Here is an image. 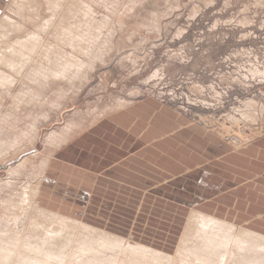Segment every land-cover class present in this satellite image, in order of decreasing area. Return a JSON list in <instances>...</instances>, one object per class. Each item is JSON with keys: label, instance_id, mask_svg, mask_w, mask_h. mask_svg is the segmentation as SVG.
Masks as SVG:
<instances>
[{"label": "rangeland", "instance_id": "1", "mask_svg": "<svg viewBox=\"0 0 264 264\" xmlns=\"http://www.w3.org/2000/svg\"><path fill=\"white\" fill-rule=\"evenodd\" d=\"M15 1L0 0V23L6 15L16 25L12 28L5 24L0 28L3 58L17 40L37 33V28L50 33L41 30L40 52L29 58L30 61L38 59L34 64L39 65V69L33 64L34 60L32 69L30 61L20 63L26 69L25 74L20 64L22 71L17 65L10 67L6 61L0 62V76L7 79L5 86L0 85V215L3 213L0 224L7 222L6 228L17 226L13 230H33L34 220L38 221L33 208L35 205L44 208L39 200L42 179L49 162L64 146L61 141L69 142L119 110L146 103L157 105L159 114L164 115L165 109L171 110L199 127L206 137L214 138L215 143L221 144L215 148V155L222 153L229 158L256 145L254 154L239 159L238 164L231 158L220 162L212 158L207 162L230 175L231 165L239 166L238 172L243 174L249 171V162H253L254 178L264 180V0H75L76 4L74 0H35L38 2L32 4L33 9L40 14L35 21H29L27 16L32 11L28 3L31 0ZM65 11L70 12L69 18L65 17H68ZM16 27L25 31H17ZM66 28L73 30L72 33ZM70 33L80 40L76 37L74 41ZM83 34H87L86 40ZM51 48H54L53 55ZM52 56L56 60L54 63ZM37 61L42 62L38 64ZM29 69L44 71V75L40 71L44 80L35 76L40 75L39 71L30 73ZM45 74H49L48 77ZM34 81L39 83L35 85ZM53 136L58 140L53 141ZM213 174L221 177L218 170ZM228 174L226 178L230 180ZM35 187L38 194L32 201L34 205L26 210L28 215L31 212L32 218L24 217V221L27 220L23 223V218L17 216L20 215L18 211L23 210L21 201H24L25 190L30 192ZM126 193L127 204L117 221L104 223L115 213L110 214L112 211L103 206L91 207L85 218L62 216L123 238L126 245L138 243L167 256L177 255L182 233L193 212L199 210L179 207L176 201L169 202L165 198H169L170 192L165 190L158 193L128 190ZM135 193L140 198L132 199ZM10 213L12 217L21 218H17L19 224L11 220L14 219L11 216L9 219ZM88 218L92 223L86 221ZM0 229L5 228L2 225Z\"/></svg>", "mask_w": 264, "mask_h": 264}, {"label": "crops", "instance_id": "2", "mask_svg": "<svg viewBox=\"0 0 264 264\" xmlns=\"http://www.w3.org/2000/svg\"><path fill=\"white\" fill-rule=\"evenodd\" d=\"M156 107L146 103L119 110L65 143L42 179L40 205L80 218L88 216L91 207H107L115 213L105 219L108 224L124 210L126 191L165 190L170 192L165 199L179 207L197 208L264 237V180L254 178L253 162L243 174L231 165L233 177L207 162L231 158L238 164L254 154L256 145L229 158L215 155L221 144L214 138L169 109L165 116L159 114ZM216 170L221 177H215ZM137 198L135 193L132 199Z\"/></svg>", "mask_w": 264, "mask_h": 264}, {"label": "bare ground", "instance_id": "3", "mask_svg": "<svg viewBox=\"0 0 264 264\" xmlns=\"http://www.w3.org/2000/svg\"><path fill=\"white\" fill-rule=\"evenodd\" d=\"M16 1L14 3H16ZM54 1L55 0H53V2ZM34 2H38V1L31 0L30 2H28L29 5L31 4L30 5V8L32 7L31 8L32 11L30 12V14L27 15L28 18H29V21H31V20L32 21H35L36 18L40 16V14L38 15V11L36 13V11L33 9L32 4ZM48 2H51V1H48ZM55 3H57V2H55ZM84 3H86V1ZM74 4H76V1H75ZM74 4H72V5H74ZM80 4H82V3H80ZM67 5H69V4H67ZM77 5H79V2H78ZM46 6H47V4H46ZM68 7H70V5ZM36 8H37V6H36ZM83 9H84V7H83ZM70 10H71V8H70ZM26 11H27V9H26ZM67 11H65V12L68 13ZM79 11H77V12H79ZM53 12H54V9H53ZM69 13H68V17L65 16L66 18H69ZM75 14H78V13L75 12ZM85 15L87 16V14H85ZM53 17H54V15H53ZM60 18H61V16H60ZM48 19L50 20L51 18H48ZM86 19H87V17H86ZM42 20L44 21V19H42ZM62 21H63V19H62ZM48 23H49V21H48ZM48 23H47L46 26H48ZM50 23H52V22L50 21ZM5 24L7 25V27H11L12 26V28H14L16 26V25H14V22L11 20V18H9L6 15L1 20L0 28L3 25H5ZM38 24H39V27H40L41 24L39 23V21H38ZM86 25H88V24H86ZM90 25H91V23H90ZM51 26H53V24ZM72 26H73V24H72ZM98 26L100 27V25H98ZM36 27H38V26H36ZM65 27H67V26H65ZM76 27L77 26H75L74 28H76ZM99 27H98L97 30H99ZM16 28H17V31H19V30L25 31L24 28H20V27H16ZM70 28H68V30H70V32L72 33L73 30L71 31ZM39 29H40V31L37 28V31H38L37 33H33V34L29 33L28 35L30 37L26 34L27 37L17 40L14 43V46L11 47V45H10V47H11L10 50H9V48L7 49V50L10 51V53L9 54H5L4 58L2 57V54L3 53L0 52V56H1L0 57V62L3 63V61H6L7 64L10 67H15L17 65L18 68H19V64L20 63H23L22 61H24V60L30 61L29 60L30 57H31V59H32V57L34 58V54L36 55L37 52H40V47H41V37H40L41 34L40 33H41V30L42 31L44 30L43 28L41 29V27ZM56 29H58V28H56ZM56 29H55V32H56ZM61 29H63V27ZM78 29L79 28H77V30ZM48 30H50V29L48 28ZM66 30H67V28H66ZM68 30H67V32H69ZM79 31H80V29H79ZM88 31L86 33L89 35ZM58 32H59V30H58ZM100 32H101V29H100ZM45 33L48 34L50 32H48V31L46 32L45 31ZM71 33H70V37H71ZM74 34H76V33H74ZM87 34H83V35H85V39L84 40H86V35ZM75 36L77 37V35H75ZM79 36H81V35H79ZM76 37H71V38L74 39ZM87 38H88V36H87ZM89 39H90V36H89ZM47 40L49 41V39H47ZM62 41L64 42V39ZM74 41H75V39H74ZM10 42H12V41H10ZM59 42H60V40H59ZM85 42H87V41H85ZM83 43H84V41H83ZM8 46H9V44H8ZM54 47H56V46H54ZM83 47H85L84 44H83ZM43 49H44V46H43ZM51 49H48V50H50L48 52H51ZM82 49H84V48H82ZM88 49L89 48H87V50ZM52 50H53L52 51L53 53L51 52L50 54L53 55L54 54V48ZM58 50H56L55 52H57ZM84 50H82V51H84ZM41 51H42V49H41ZM65 53H66V51H65ZM76 53H77V51H76ZM80 54H81V52H80ZM46 55H48V54L46 53ZM57 55H59V54H57ZM69 55H71V54H69ZM63 56L65 57V55H63ZM47 57H50V56H47ZM54 57H55V55H54ZM54 57L53 56L51 57V58L54 59V60H52L53 63H54V61L56 62V60H55ZM57 58H58V56H57ZM69 58L71 59V57H69ZM35 59H33L34 60L33 64L35 63L36 60H38V59H36V60ZM59 59H58V61H60ZM62 59H64V58H62ZM33 60L30 61L31 64H32V61ZM49 60H51V59H49ZM42 61H37V63L39 64ZM63 61H65V59ZM69 61H72V60H69ZM24 64H26V63H24ZM33 64H32V66H31L30 69H32L33 66L35 65V64L34 65ZM56 64H58V63H56ZM60 64L61 63H59V66H60ZM38 66L35 65V67H38ZM42 66H43V64H42ZM59 66H58V68H59ZM76 66L77 65L75 64V67ZM1 67H3V66H1ZM35 67H34V69H35ZM20 68H22L23 70L25 69V67L23 68L21 64H20ZM26 68H28V67H26ZM19 69L16 70L17 73L20 72ZM22 69H20V70L22 71ZM34 69H33V71L30 70L31 71L30 73L35 72L36 70L34 71ZM36 69H39V67L36 68ZM45 69H46V67H45ZM50 69H51V67H50ZM50 69H49V71H50ZM25 70H24V74L26 73ZM41 70H42V68H41ZM43 70H44V68H43ZM37 71H39V70H37ZM40 71L38 73H40ZM54 71H55V68H54ZM13 72H15V71H13ZM41 72L44 75V71H41ZM51 72H53V71H51ZM20 73H18V75ZM24 74H23V76H25ZM34 74H36V73H34ZM49 74H50V72H49ZM10 75L12 76V74H10ZM29 75L27 74V76H29ZM48 75H46V76L48 77ZM35 76H37V78L43 79V77L41 76V73H40V75L37 74ZM58 77H60V76H58ZM32 78L33 77H31V79ZM23 79L26 80V78L22 77V80ZM34 79L35 80H38L36 78H33V80ZM54 79H56V78H54ZM6 80H7L6 77H4L3 75H1L0 76V85L5 86L6 84L4 82ZM27 80H28V78H27ZM31 81H30V79L28 80L29 83H31ZM25 82H27V81H25ZM35 82L36 81H34V84H35ZM52 82H51V84L53 85ZM56 82H58V81H56ZM23 83H24V81H22V84ZM38 83H36V84H38ZM8 85L10 86L12 84H8ZM25 86H27V84ZM0 88H2V87L0 86ZM49 88H51V87H49ZM22 89H23V87H22ZM30 90H33V89L30 88ZM24 94H25V92H24ZM32 94H34V93H32ZM28 96H30V98H31V95L28 94ZM35 98H36V96H35ZM17 99H18V96H17ZM23 101L25 102V99ZM4 102L5 101H3V103ZM17 108H19V107L17 106ZM15 109H16V107H15ZM16 111H17V109H16ZM15 133H16V131H15ZM51 138L53 139V141L58 140V138L56 136H53ZM61 143L64 144L66 142H65V140H62ZM13 176H15V175H13ZM2 185H3V183H2ZM36 187L34 188L36 190H34V189L32 190L31 189L30 192H29V190H25L26 192L24 191L25 192V194H24L25 195L24 201L23 200L21 201V199H20L21 203L23 202L22 205L24 204V206L22 207L20 205V207H22L23 210H21V209L19 210L18 209L19 210L18 213H20V215H17V216L23 218V221H22L23 223L27 220L28 217H31V215H30L31 212H30V214H29L30 216H29L26 210L29 209L30 208L29 206L33 204L32 201H35L36 195L38 194V188H40L39 186H38V188H36ZM4 189H5V187H4ZM7 189L8 188H6L5 190H7ZM11 196H12V194H11ZM10 200H12V199H10ZM18 200H19V198H18ZM12 201H14V199ZM18 202H17V204H18ZM25 202L28 205L27 204L25 205ZM4 205L6 206L7 204H4ZM12 206H9L8 208H10ZM18 206L19 205H17L16 207H18ZM35 206L36 207H34L33 209H35L36 211H33V212H36L37 213V217L38 218L36 217L35 214H33V215H35L36 221L37 220L38 221L35 222V220H34V223L33 224H36V225H33L32 224V226H35L36 228L34 227L33 230H32V228L29 229V230H27V231H23V229H21L22 231L21 230H13V229H16V227H17V226L15 227L14 225H13L14 227L12 225H8V226H12V227H7L6 228L5 225L7 224V222H5V221H4L5 222L4 224H0L1 226L3 225V227L5 228V229H0V264H264V237L263 236H260L257 233H253L250 230H247V229H244V228H241V227L237 228V226L236 227L233 226L232 223H229V224H228V222L225 223L226 221H224V222L223 221H220L218 218L211 217V216H207V215H205L203 213H200V212H193V214L191 215V217H190V219H189V221H188V223H187V225L185 227V230L182 233L183 235L181 236V243H180V246H179L180 248L178 250L177 255H175V256H167V255H164V253L161 252V251H159V250H155L153 248H150V247H147L145 245L138 244V243L136 245H133V246L132 245H126V242L127 241H125V239L116 237L114 234H110V233H108L106 231H102V230H100L98 228H93V227L88 226L87 224L82 223V222H79L77 220L74 221V220H72L70 218H66V217H64V216H62V215H60L58 213H55V212H52V211H48V210H46L44 208H41L39 205L38 206L35 205ZM14 207H15V205L12 207V209L15 210V212H16V209H14ZM20 211H23V212H20ZM29 211H31V210H29ZM1 213H2V209H1ZM2 215H3V213H2ZM2 215H0V216H2ZM11 215H13V214L10 213L9 217ZM17 216L16 215H15V217H12L11 216L14 219H11V217L9 219L15 220V222L16 221L18 222L21 218H19ZM24 217H27L25 219V221H24ZM17 218L19 220H17ZM9 219H7V220L9 221ZM32 221H33V219H32ZM32 221L30 223H32ZM15 222H13V223H15ZM0 223H3V219L2 218L0 219ZM30 223H28V225ZM18 224H19V222H18ZM20 225H22V223H20ZM37 227H39V228H37ZM47 229H48V231H47ZM24 233H27V234H24Z\"/></svg>", "mask_w": 264, "mask_h": 264}]
</instances>
